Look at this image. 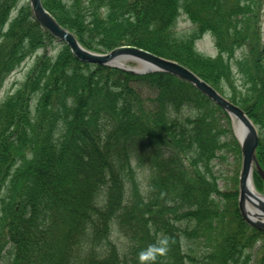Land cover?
Here are the masks:
<instances>
[{
  "label": "trees",
  "instance_id": "16d2710c",
  "mask_svg": "<svg viewBox=\"0 0 264 264\" xmlns=\"http://www.w3.org/2000/svg\"><path fill=\"white\" fill-rule=\"evenodd\" d=\"M18 1L0 0V89L55 43L26 0L5 29ZM42 2L88 50L144 48L230 93L258 126L264 169V46L247 0ZM180 13L193 25L181 35ZM206 32L215 57L195 50ZM59 44L0 101V263L264 264V233L243 220L238 188L221 189L210 166L232 143L240 155L228 114L172 74L83 63ZM135 153L154 170L145 191L133 182ZM114 223L128 239L123 251Z\"/></svg>",
  "mask_w": 264,
  "mask_h": 264
},
{
  "label": "water",
  "instance_id": "95a60500",
  "mask_svg": "<svg viewBox=\"0 0 264 264\" xmlns=\"http://www.w3.org/2000/svg\"><path fill=\"white\" fill-rule=\"evenodd\" d=\"M33 15L38 23L47 29L58 40L69 45L72 53L82 62L97 63L101 65L121 67L136 73H148L153 71H163L171 73L181 79L190 82L208 98L221 106L235 120L234 129L241 142L243 153V165L240 175V209L244 219L252 226L264 231V198L250 193L248 184L251 176L256 170L264 179V171L258 164L255 151L259 144V137L256 126L247 116L242 108L234 104L211 85L202 80L193 71L184 65L167 58L160 57L145 49L136 46H120L108 53L99 54L86 50L76 39V37L62 27L52 15L44 8L41 0H29ZM136 60L140 67L132 68L124 66L122 62ZM251 203L256 211H246V203Z\"/></svg>",
  "mask_w": 264,
  "mask_h": 264
},
{
  "label": "rangeland",
  "instance_id": "374dc122",
  "mask_svg": "<svg viewBox=\"0 0 264 264\" xmlns=\"http://www.w3.org/2000/svg\"><path fill=\"white\" fill-rule=\"evenodd\" d=\"M249 5L253 6V11H255L258 15L259 23L257 25V30L254 28L255 31H257L260 36L262 37L261 45L264 46V0H247ZM25 3V0H19L17 3V6L13 9L11 14V19L14 18V16L17 13V9L21 7ZM9 24H6L5 29H7ZM193 29V25L191 21H189V18L185 16L183 13H180L178 15V19L175 25L176 32L181 35L183 33H188ZM195 50L202 55L207 56H216L218 51L215 46L214 38L211 34L207 33L202 35L200 39L196 41ZM61 49V45L57 42L54 44H49L48 47H46L44 50H39L37 53H34L32 56H29L15 71H13L4 81L1 89H0V101L6 99L9 95L16 92L17 89L21 88L25 81L27 80V77L32 71V68L38 58V56L47 50L49 54H52L55 56L59 50ZM247 49H239L236 52V58L240 59L242 58L246 53ZM127 65L133 66V67H139V63L136 60H127L123 62ZM232 65L235 68V61L234 59L231 60ZM233 68V71H234ZM239 78V75H237ZM240 83V80H238ZM224 96L228 97L230 96V93L227 91H224L222 93ZM221 118L218 117V121H220ZM223 140V136H220V142ZM132 166L134 169V184L137 186L140 190L145 191L147 189V185L149 182V179L151 176H153L154 170L153 168L148 164V161H146L142 155H139V153L133 154L132 158ZM241 164H242V154L240 152V155L237 154V147L235 144L232 143L231 148H225L223 151L219 154V156L210 163V166L212 165L213 172L217 174L219 178V187L223 190H231L232 188H238L239 189V175L241 170ZM256 185V186H255ZM254 186L256 188V191L258 194L264 196V186L257 185L256 181L254 179ZM132 192V191H131ZM131 192H129V186L125 188V195L128 197ZM251 208L252 205L248 204ZM112 239L113 242L117 244V246L120 247V249L123 251L126 249V245L128 242V239L123 236L119 230L117 229V225L114 223L112 224ZM0 264H9V259H4Z\"/></svg>",
  "mask_w": 264,
  "mask_h": 264
},
{
  "label": "bare ground",
  "instance_id": "6f19581e",
  "mask_svg": "<svg viewBox=\"0 0 264 264\" xmlns=\"http://www.w3.org/2000/svg\"><path fill=\"white\" fill-rule=\"evenodd\" d=\"M248 190L250 191V193H253V194L258 195V193H257V191H256V188L254 187V185H253L252 182H250V183L248 184Z\"/></svg>",
  "mask_w": 264,
  "mask_h": 264
}]
</instances>
